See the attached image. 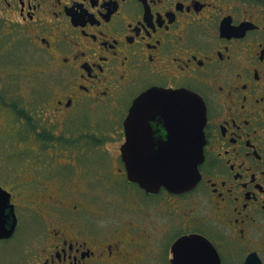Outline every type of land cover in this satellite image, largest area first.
Wrapping results in <instances>:
<instances>
[{
    "label": "flooded vegetation",
    "instance_id": "1",
    "mask_svg": "<svg viewBox=\"0 0 264 264\" xmlns=\"http://www.w3.org/2000/svg\"><path fill=\"white\" fill-rule=\"evenodd\" d=\"M150 89L204 106L187 191L127 180L124 123ZM0 112L2 188L32 219L17 264H264V0H0Z\"/></svg>",
    "mask_w": 264,
    "mask_h": 264
},
{
    "label": "water",
    "instance_id": "2",
    "mask_svg": "<svg viewBox=\"0 0 264 264\" xmlns=\"http://www.w3.org/2000/svg\"><path fill=\"white\" fill-rule=\"evenodd\" d=\"M153 124L160 125L162 140L153 137ZM204 106L187 90L150 89L138 97L124 123L122 146L127 180L147 192L163 188L176 193L192 188L202 160ZM145 140H139L138 136ZM145 146L136 148L135 144ZM9 193L0 187V239L13 235L17 223Z\"/></svg>",
    "mask_w": 264,
    "mask_h": 264
},
{
    "label": "rangeland",
    "instance_id": "3",
    "mask_svg": "<svg viewBox=\"0 0 264 264\" xmlns=\"http://www.w3.org/2000/svg\"><path fill=\"white\" fill-rule=\"evenodd\" d=\"M19 63V66L21 68H24V72H27V74H30L29 76L30 77H23L22 79V82L20 83V87L19 88H22V92H21V95L24 99H26L28 101V96H29V89H38L41 84L38 83L36 81V77L33 79V75H32V68H33V65H29V63H20V61L18 62ZM21 76V75H19ZM34 76H35V72H34ZM20 100V99H19ZM1 113V112H0ZM11 121L10 119L6 120L2 114H0V131L5 128L7 129L6 132H2L0 133V139L3 140L4 143L6 144H9V142L13 141L16 139V135H15V132H14V128L13 126L11 125ZM11 129V133L9 132V130ZM113 154V153H111ZM9 165V163H7ZM14 167H17L19 168V166H14ZM6 168H9L7 167V165H5V163L3 162H0V186L3 187L4 189H6L7 191H11V188L8 187L7 185H9L5 180H4V175L3 173L6 172L8 169ZM4 171V172H1V171ZM21 179V178H20ZM114 187L111 186V189H113ZM49 192L51 193H55V188L53 186H50L49 187ZM101 197V199L104 201L105 204H108V201L110 199V197L108 196L110 194V191L109 192H99L98 193ZM24 194H16L14 193L13 194V198H14V201L16 202V205H17V211H16V217L19 219V223H18V232H17V236L18 237H13L11 238L10 240L6 241V242H0V264H17L16 263V258L17 256V246L18 244H22V241H19L23 238V235L26 234L29 232L28 230V224H30L32 222V219L30 218V210L29 208H27L26 205H23L24 204ZM19 205V206H18ZM23 205V206H22ZM22 206V207H20ZM33 230V229H32ZM28 231V232H27ZM20 249V247L18 248V250Z\"/></svg>",
    "mask_w": 264,
    "mask_h": 264
}]
</instances>
